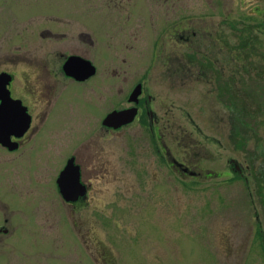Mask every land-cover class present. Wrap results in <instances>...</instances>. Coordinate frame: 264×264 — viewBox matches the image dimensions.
I'll return each instance as SVG.
<instances>
[{
  "label": "rangeland",
  "instance_id": "1",
  "mask_svg": "<svg viewBox=\"0 0 264 264\" xmlns=\"http://www.w3.org/2000/svg\"><path fill=\"white\" fill-rule=\"evenodd\" d=\"M141 1L145 15H133L128 4L139 0H128L117 30L107 32V55L95 58L105 70L119 66L121 82L127 78L130 84L145 72L161 34L149 28L136 31V22L152 21L157 29L164 24L160 16L164 9L151 7L152 0ZM216 2L186 0V15L201 17ZM52 3L0 0V71H13L17 87L33 93L38 88L33 73L47 66L50 81L58 85L53 98L57 103L61 90L78 88L62 84L67 83L59 75L58 62L83 49L72 47L66 38L38 40V25L59 32L49 14ZM257 3L262 5L263 0L227 6L234 21L248 17L250 23L256 21L250 8ZM122 10L123 6L117 11ZM156 15L161 18L156 20ZM195 23L202 28L207 24ZM242 38L232 30L233 70L244 71L243 61L248 64L246 73L233 76L230 94L211 90L208 81L196 80L197 74L181 87L175 70L179 84L172 82L163 61L150 75L153 108L159 120L171 126L167 143L174 158L199 168V173L216 175L213 179L194 180L166 170L149 154L147 133L138 125L119 133L105 131L102 146H88L87 130H93L99 118L86 113L92 99L78 92H73V101L58 102L67 103L61 123L52 117L42 133L33 132L49 143L47 138L44 143L34 139V148L19 154L0 150V229H7L0 231V264H264V47L249 38L247 46H241ZM179 49L168 42L162 55L175 56ZM7 57H17L11 60L19 63L7 62ZM193 57L198 62L196 54ZM119 101H125L123 95L105 90L100 108L107 114ZM70 155L92 185L94 204L88 208L67 205L57 191V176ZM231 160L246 168L242 177L248 178L247 184L243 179L232 181ZM146 168L152 177L143 172ZM84 232L93 233L102 244L99 250L81 245ZM100 250L105 254L96 255Z\"/></svg>",
  "mask_w": 264,
  "mask_h": 264
},
{
  "label": "flooded vegetation",
  "instance_id": "2",
  "mask_svg": "<svg viewBox=\"0 0 264 264\" xmlns=\"http://www.w3.org/2000/svg\"><path fill=\"white\" fill-rule=\"evenodd\" d=\"M234 1L240 2V6L244 5V0H217L215 7H211L213 5L212 2L210 6L211 8H209L208 12L203 13L201 17H194L193 15H186V0H152L150 3L151 7L164 9L165 12L162 11V14H160L164 24L160 29H157L154 27V24H152V21L138 20L142 22V25L136 22V26L139 27V29L135 28L134 30L145 31L149 28L153 31L158 30L161 34L154 43L156 49H154V54L148 62L149 65L145 69V72H142L141 75L137 79H134L131 84L128 82L127 78L122 79L127 85V87L124 88L122 87L123 82H121L119 66H113L111 72L110 69L105 70V68H101L100 62L95 58L98 55L99 59L103 60L104 56L107 55V52L104 54L105 40L108 37L107 32L117 30L120 16L124 13V6L126 5L125 3H128V0H52L54 7L49 10V14L52 16L51 21L57 23L59 26V28H57L59 32L55 33L54 31L48 30L47 25H38L35 29V34L39 41L42 40L41 37L49 39L53 38V40H65L63 38H66V41L70 43L72 47L77 50L83 49L82 53L75 51L73 54L71 53V55L65 57V60H59V65L56 67L59 70V75L63 77L62 81L67 83H62L64 86L70 85L78 88H72L66 93L61 90L56 96L57 103H54V92L58 85L56 82L53 83L50 81L51 71L47 66H41L40 64L39 68L40 66L41 68L33 73L38 80V84H36L38 88L33 91V93L25 92L24 86L17 87L18 76L13 71L9 69L0 71V75L3 74V77L0 78V108L1 110L5 109L7 112L5 121L8 122L11 119V114H8L9 112L12 111L14 115L18 114V102L27 109V113L31 118V126L22 137H17L15 135L11 136V141L14 142L18 148L15 151H9L8 148L3 147L0 144V150L8 154H19L28 150L27 148L29 146L34 148L35 142L32 141L34 139L37 143L38 141L44 143L47 137L35 135L33 132L42 133L45 130L43 128V131L40 132L42 127H45L52 117H59V122L61 123L62 118H64L63 107L65 106L63 105H66L67 103L61 105L58 102L63 100L73 101L70 99L73 92H78L81 93L83 97H91L92 103L89 105V107H91L89 110L90 112L85 111L93 117L99 118V120L97 119L94 129L91 130V128H89L87 130L88 146L96 144L102 146L101 139L104 138L105 131L110 132V134L119 133L138 125L140 128L144 129L145 133H147L149 154L155 155L157 162L162 166L165 165L166 170L171 168L178 174L181 173L182 176H189L194 180L213 179L216 175H212L211 173H208L207 175L199 173V168H194L187 161H179L174 158L167 143L171 126L164 124V122L159 120L156 115L153 108L154 99L149 94V91H151L149 83L151 82L150 75L157 69L159 63L163 61V65L170 71L172 82L179 84L174 78L175 70L177 80L181 82V87H184L186 78L192 79L195 74H197L198 78L196 80L208 81L212 87L211 90H215L221 95L230 94L234 80L233 76L238 75L243 71L242 68L241 70H238L237 67H235V71L233 70V51L231 49L233 48V46L231 47L232 30L238 31L241 36L243 35L242 40L244 39V41H242L241 46H247L249 41L246 40H248V34L249 31H251L252 36L253 38H256L258 45H262V48L264 47V0L262 5L257 3L253 7L252 4L250 10L253 16H256L253 17L256 21L250 23L247 21V19L250 20L248 17L238 19L239 22L234 21L235 16L234 13H232L233 10L228 8V6H231ZM121 6H123L122 13L117 11ZM128 6V9H131L133 15H136V13L145 15L144 3L141 0H139L138 3H129ZM160 16L156 15V20L160 19ZM131 17L132 15L130 14L129 21H131ZM196 21L207 24L204 28L198 27L199 23H195ZM34 40L36 41V39ZM168 42H174L180 46V49L175 53V56L162 55V50ZM240 42L241 40H238L239 44ZM251 42L254 43V40H251ZM206 46H208V50L206 49ZM203 47L205 48L202 49ZM129 48L130 51L133 50L132 46ZM184 48L187 49V52H184ZM93 49L97 50L96 55H94V51H92ZM91 51L92 57L90 55ZM245 51L247 52V50ZM194 54H196L198 62L195 61L196 58L193 57ZM71 56H78L89 61L94 66L95 72L83 81H78L73 77L67 76L64 71V65ZM12 58L18 59L17 57H7V62L9 60L13 64L19 63L16 60L12 61ZM200 60L202 63H200ZM123 62L122 63L125 64L127 62L126 59H124ZM243 63L245 64V70H247L246 64L248 63L245 61H243ZM245 70L243 71L244 73H246ZM5 79L10 80L6 83ZM4 84H6V90L9 92L10 98L13 102H10L9 99L4 96L2 92V86ZM138 86H140L139 91L141 92V95L138 104H136L129 100ZM105 90L111 92L113 96L123 95L125 100L123 103L119 101L117 105H113L107 114H104L105 110L100 108L101 101L103 104V93ZM135 107L138 109V114L134 122L117 130L112 128L106 129L103 123L110 113L115 111H125ZM85 108L87 107L85 106ZM95 111H97V113ZM143 116L147 119H142ZM38 120L40 121L38 122ZM48 140L49 139L47 138V143H49ZM72 159L74 160V165L80 169V179L81 184L85 187V195L75 203H67L64 200L63 201L72 207L81 206L82 208H88L94 204H91L92 201L90 197L92 185L85 181L84 171L82 166L77 163L76 157L70 155L65 158L62 170L57 176L56 188L60 194L58 178L67 167L68 162ZM173 161H177L180 166L175 165ZM101 165L102 162H100L99 166ZM231 166L233 170L242 174V176L244 175L243 172L247 171L243 166H241V169L235 165ZM184 169H187V171L185 172ZM98 172L99 170L94 175ZM143 172L149 173L152 177L153 173H151L149 168L144 169ZM200 176L201 178H199ZM228 176H230V174H228ZM245 179L248 181V178L245 177ZM0 231L7 233L5 227L1 228ZM81 245L86 250L94 249L95 247L99 250L102 246L91 232H84L81 238ZM103 251H98L96 255H104L105 252Z\"/></svg>",
  "mask_w": 264,
  "mask_h": 264
},
{
  "label": "water",
  "instance_id": "3",
  "mask_svg": "<svg viewBox=\"0 0 264 264\" xmlns=\"http://www.w3.org/2000/svg\"><path fill=\"white\" fill-rule=\"evenodd\" d=\"M64 71L67 76L73 77L78 81H83L88 76H91L95 72L94 66L89 62L78 56H71L64 65ZM3 76L0 75V78ZM5 78V77H4ZM10 79H5L7 83ZM140 86L133 92L130 97V102L138 104L141 92ZM2 92L4 96L10 99L9 92L6 90V84L2 86ZM18 114L14 115L12 112L11 119L6 122L5 117L7 112L5 109L0 108V144L10 151H15L18 146L11 141V136L22 137L30 128L31 118L27 113V109L18 102ZM138 109L131 108L125 111H115L110 113L104 120V126L106 128L119 129L125 125L131 124L136 119ZM175 165H179L177 161H173ZM186 172L187 169H184ZM80 169L74 165V160L68 162L65 170L60 174L58 179V186L60 193L68 203H75L81 197L85 195V187L81 184Z\"/></svg>",
  "mask_w": 264,
  "mask_h": 264
},
{
  "label": "trees",
  "instance_id": "4",
  "mask_svg": "<svg viewBox=\"0 0 264 264\" xmlns=\"http://www.w3.org/2000/svg\"><path fill=\"white\" fill-rule=\"evenodd\" d=\"M249 40L251 41V40H254V42H257V40H256V38H253V36H252V32L251 31H249ZM256 44V46L259 48V46H262V45H258V43H255ZM236 120H237V117L235 118ZM236 137H238V134H236ZM239 138V137H238ZM241 141V140H240ZM237 176L232 180V181H234V180H238L239 179V174H236ZM256 183H257V186H258V188H260V182H259V179H257L256 180ZM262 197V196H261Z\"/></svg>",
  "mask_w": 264,
  "mask_h": 264
},
{
  "label": "bare ground",
  "instance_id": "5",
  "mask_svg": "<svg viewBox=\"0 0 264 264\" xmlns=\"http://www.w3.org/2000/svg\"><path fill=\"white\" fill-rule=\"evenodd\" d=\"M233 172H234V176H233V179L237 176L236 174H239L237 171H235V170H233ZM228 176V175H227ZM231 176V175H230ZM232 179V180H233ZM244 180L245 181V183L247 184V181H246V179L244 178V177H242V175H240L239 174V179L238 180Z\"/></svg>",
  "mask_w": 264,
  "mask_h": 264
}]
</instances>
